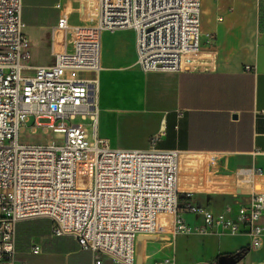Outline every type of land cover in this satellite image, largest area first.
Listing matches in <instances>:
<instances>
[{
    "label": "built area",
    "instance_id": "2783aa9c",
    "mask_svg": "<svg viewBox=\"0 0 264 264\" xmlns=\"http://www.w3.org/2000/svg\"><path fill=\"white\" fill-rule=\"evenodd\" d=\"M23 1L0 0V264H26L16 260V225L34 218L46 220L52 236L72 237L90 251L92 264H103V257L134 264L139 235L221 228L247 235L250 246L263 243L264 192L253 184L260 167L233 172L237 182L253 184L249 202L215 213L193 191L179 189L181 151L113 147L98 135L101 32L133 30L144 72L211 70L214 35L202 41V0H85L92 23L73 25L60 15L50 30L53 61L38 66L27 64ZM30 116L37 126L64 132L65 144H19V128ZM77 116L90 120V140L72 122ZM186 214L199 224L189 225ZM39 250L32 244V253Z\"/></svg>",
    "mask_w": 264,
    "mask_h": 264
},
{
    "label": "crops",
    "instance_id": "0c3cea01",
    "mask_svg": "<svg viewBox=\"0 0 264 264\" xmlns=\"http://www.w3.org/2000/svg\"><path fill=\"white\" fill-rule=\"evenodd\" d=\"M75 3L77 0H24L21 18L23 21L29 4L33 9L30 20L47 28L50 47V30L60 15L67 14L70 24L85 25L71 19ZM258 11L257 0L201 1L202 37L214 35L211 70L144 72L136 63L133 30L128 55L116 43L126 29L102 31L100 35L98 135L113 147L146 148L153 144L178 149L182 154L179 189L193 191L195 201L215 213L226 206L217 202L202 205L196 194L228 195L237 200L232 203L236 211L249 202L253 184L264 192V29L259 26ZM80 14L87 20V14ZM188 154L194 157L185 158ZM244 166L260 167L263 174L253 184L237 182L233 172ZM185 217L189 225L200 222L199 217ZM260 221L264 224V210ZM65 237L77 244L72 237L56 238ZM250 240L247 235L221 228L206 233L149 235L135 242L139 250H135L134 264H219L221 256H234L235 264H264V242L250 246ZM239 250L244 252L236 257ZM82 251L88 254L78 259V251L62 239L54 248L36 254L31 249L18 250L16 260L26 264H92V253ZM102 260L103 264H113L106 257Z\"/></svg>",
    "mask_w": 264,
    "mask_h": 264
},
{
    "label": "rangeland",
    "instance_id": "374dc122",
    "mask_svg": "<svg viewBox=\"0 0 264 264\" xmlns=\"http://www.w3.org/2000/svg\"><path fill=\"white\" fill-rule=\"evenodd\" d=\"M53 1V0H46ZM259 4L258 11V20L259 26L261 29H264V0H257ZM72 4V3H70ZM72 15L71 19L74 22H83L81 24L92 23L91 18L88 16V5L85 0H77L75 6L72 7ZM33 11L30 5L28 4L24 8V27L22 29L25 36L28 38L30 42L29 51V59L27 64L32 66L38 65H47L52 63L53 58L50 54V47L47 40V28H40L38 24L31 22L30 13ZM87 14V20L80 14ZM87 21V22H86ZM132 36L131 29H126L121 32L116 43L121 47L124 54L128 53V43ZM203 40L205 38L202 37ZM128 55V54H127ZM126 56V55H125ZM24 75L33 74V70H23ZM98 101V91L95 93ZM41 122H47V119H40ZM73 123H81L84 128L87 129L88 132V140L91 139L92 133V125L89 119L82 120L79 116H77ZM17 141L21 145H44L48 142H52L55 145H64L65 144V134L61 131H53L50 128L45 126H37L35 124V120L33 116H30L25 124H23L18 131ZM185 157V156H184ZM194 155L188 154L185 158H193ZM190 169H188L184 173H188ZM182 172V167H181ZM197 201L202 205L212 204L213 202H217L218 205L232 206V203L237 202V200L231 199L228 195L219 194H209V193H200L196 194ZM185 221L187 222V218L184 216ZM24 226V229H22ZM147 238V237H144ZM64 239V242L67 247L77 250L78 259L83 258L88 253L83 252L77 246V244L71 238H56L51 235L48 224L45 220L34 218L28 219L22 222H19L16 225V248L18 250H26L30 251L31 243H37L40 246V250L46 248H54L56 243ZM140 246V245H139ZM137 249V244H135V250ZM139 250V248L137 249ZM109 260V259H108ZM111 263L115 264L111 260Z\"/></svg>",
    "mask_w": 264,
    "mask_h": 264
},
{
    "label": "water",
    "instance_id": "95a60500",
    "mask_svg": "<svg viewBox=\"0 0 264 264\" xmlns=\"http://www.w3.org/2000/svg\"><path fill=\"white\" fill-rule=\"evenodd\" d=\"M144 237H149L147 235H139L138 236V240H142ZM218 263L219 264H235L236 263V259L234 258V256H221L218 259Z\"/></svg>",
    "mask_w": 264,
    "mask_h": 264
},
{
    "label": "trees",
    "instance_id": "16d2710c",
    "mask_svg": "<svg viewBox=\"0 0 264 264\" xmlns=\"http://www.w3.org/2000/svg\"><path fill=\"white\" fill-rule=\"evenodd\" d=\"M243 252H244V250L238 252L237 254H235V256H236V257H239V256L241 255V253H243Z\"/></svg>",
    "mask_w": 264,
    "mask_h": 264
}]
</instances>
